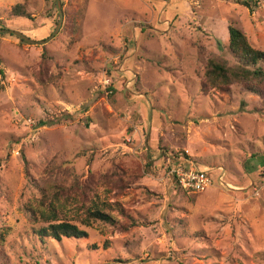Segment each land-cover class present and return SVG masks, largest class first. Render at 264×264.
I'll return each instance as SVG.
<instances>
[{
  "label": "rangeland",
  "instance_id": "1",
  "mask_svg": "<svg viewBox=\"0 0 264 264\" xmlns=\"http://www.w3.org/2000/svg\"><path fill=\"white\" fill-rule=\"evenodd\" d=\"M62 2L63 25L45 46L0 34V264H264V100L240 85L200 89L208 57L234 62L230 25L264 52V0ZM17 5L31 17L14 16ZM56 7L0 0V28L50 38ZM45 52L48 76L60 75L43 88ZM177 157L222 168L235 189L182 191L169 175ZM125 165L143 177L118 191L120 179L103 175ZM41 180L58 193L89 187L126 208L127 220L115 214L122 224L137 225L86 226L62 202L58 223L88 237L41 244L36 229L52 223Z\"/></svg>",
  "mask_w": 264,
  "mask_h": 264
},
{
  "label": "trees",
  "instance_id": "2",
  "mask_svg": "<svg viewBox=\"0 0 264 264\" xmlns=\"http://www.w3.org/2000/svg\"><path fill=\"white\" fill-rule=\"evenodd\" d=\"M253 2L258 4V0H241V3L247 7H251ZM12 13L17 17H31L27 9L20 5L14 6ZM229 35L228 51L233 56L234 62L231 63L225 58L217 56L208 57L200 80L201 92L205 95L213 92L228 94L233 86L240 85L244 90L264 100V52L254 48L247 34L233 25L229 26ZM21 42L25 43L22 40ZM52 60L53 58L48 56L46 52L43 53L37 76V82L43 88L55 84L59 79L60 74L54 75L53 78L48 76V64ZM24 162L27 164L25 158ZM114 177L120 179L116 183V189L121 191L129 187L133 179L142 178L143 174L140 173L139 169L133 172L125 165L123 168L115 167L103 175V178L107 180ZM42 183V186L38 185L39 189L42 187L41 193L43 195L40 207L44 208L42 215L46 218V221L49 222L48 219L50 218L52 223H49L47 227L36 229L34 234H36L41 244H48V241H50L49 243L60 244L64 239L71 241L77 239L79 242L88 237V233L81 230L76 224L70 222L58 223L59 219L55 209L62 202L64 205L74 204L79 214L83 216V222L86 226L100 223L112 228L114 231L127 232L137 225L135 220L127 225L122 224L123 222L115 214L127 220L126 208L121 203H110L107 199L97 201L98 195H88L87 190L89 187L77 184L70 192L58 193L55 191L58 189L56 186L47 185L45 180Z\"/></svg>",
  "mask_w": 264,
  "mask_h": 264
},
{
  "label": "built area",
  "instance_id": "3",
  "mask_svg": "<svg viewBox=\"0 0 264 264\" xmlns=\"http://www.w3.org/2000/svg\"><path fill=\"white\" fill-rule=\"evenodd\" d=\"M178 163H172V169L169 175L176 180V184L184 191L193 194H200L210 188L217 186L227 191L234 190L235 188L226 181V176L222 168H219V173L216 175L211 169L205 168L203 170L194 168V163L187 161L190 168H187L184 164L186 159L183 157H177ZM167 163H171V157L167 158ZM264 181V176L262 177ZM264 186V185H263Z\"/></svg>",
  "mask_w": 264,
  "mask_h": 264
},
{
  "label": "water",
  "instance_id": "4",
  "mask_svg": "<svg viewBox=\"0 0 264 264\" xmlns=\"http://www.w3.org/2000/svg\"><path fill=\"white\" fill-rule=\"evenodd\" d=\"M55 2H56V6H57L56 8H57L59 16H60V20H59L58 26H57L54 34H52V36L50 38H48L46 40H42V41H36V40H33V39L29 38L28 36L24 35L20 31L6 30L3 28H0V34H9L11 36H15V37L19 38L20 40H22V41H24L30 45L45 46L46 44H48V42L52 38H54L53 36H55L59 32V30L61 29V26L63 25V22H64L63 2H62V0H55Z\"/></svg>",
  "mask_w": 264,
  "mask_h": 264
},
{
  "label": "crops",
  "instance_id": "5",
  "mask_svg": "<svg viewBox=\"0 0 264 264\" xmlns=\"http://www.w3.org/2000/svg\"><path fill=\"white\" fill-rule=\"evenodd\" d=\"M45 27H49V26H45ZM34 34H36V33H34ZM48 39V38H47ZM34 40V39H33ZM42 40H46L45 39V37H43V38H41V39H39V40H36V41H42Z\"/></svg>",
  "mask_w": 264,
  "mask_h": 264
}]
</instances>
